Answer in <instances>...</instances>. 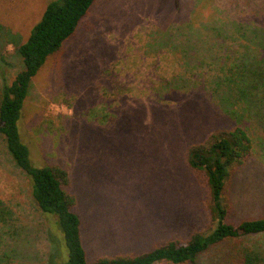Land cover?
Masks as SVG:
<instances>
[{
    "label": "rangeland",
    "instance_id": "1",
    "mask_svg": "<svg viewBox=\"0 0 264 264\" xmlns=\"http://www.w3.org/2000/svg\"><path fill=\"white\" fill-rule=\"evenodd\" d=\"M49 1L0 0V25L8 30L0 34V96L3 78L11 82L24 67L10 38L25 41ZM213 24L225 27L237 47L264 36V0H96L33 78L21 137L34 165L67 169L90 261L145 252L216 224L212 196L187 166L186 149L214 129L235 126L213 92L199 86L209 69L211 80L225 83L229 73L184 67L185 52L193 59L211 47ZM250 134L254 147L235 178L228 223L264 216V130L253 126ZM0 198L22 228L12 235L0 226V255L9 254L4 264H58L62 243L56 249L50 233L56 217L37 208L2 135ZM246 244L264 255V233ZM220 256L210 249L197 262L216 264Z\"/></svg>",
    "mask_w": 264,
    "mask_h": 264
},
{
    "label": "trees",
    "instance_id": "2",
    "mask_svg": "<svg viewBox=\"0 0 264 264\" xmlns=\"http://www.w3.org/2000/svg\"><path fill=\"white\" fill-rule=\"evenodd\" d=\"M95 1L50 0L25 41L10 38L9 41H15L24 67L11 82L3 78L0 96V135L17 167L27 175L37 208L50 218L56 217L50 233L56 240V249L59 241L62 243L63 249H57L60 252L55 255L58 264H198L197 259L210 249L221 252L216 264H264V255L255 250L256 244L252 249L246 244L251 236L264 233V216L243 219L237 224L225 221L226 215L234 211L235 178L243 172L253 151L254 139L250 131L253 126L264 130V36L255 35L257 43L254 44L257 39L249 38V43L243 42L237 47L236 42H228L225 27L220 28L218 24L211 25L210 48L199 49L201 51L195 53L193 59L187 52L184 55V67L218 66L220 71L229 73L225 78L229 81L225 83L219 78L211 80L213 69H209L198 85L213 92L214 98L230 113L235 126L214 129L202 141L186 149L187 166L201 183L206 184L212 196L216 224L197 228L186 238L169 239L145 252L101 256L95 261L88 259L82 241L81 218L73 209L76 199L67 189L69 173L58 164H33L30 148L21 137L19 120L33 78L52 56L61 52ZM2 27L5 29L0 25V34L8 36V30ZM242 32L247 33V30ZM231 79H236V83H231ZM183 86L180 83L174 88L179 91ZM17 221L12 207L0 198L2 229L19 235L22 228ZM7 256V252L0 255V264L7 261Z\"/></svg>",
    "mask_w": 264,
    "mask_h": 264
}]
</instances>
